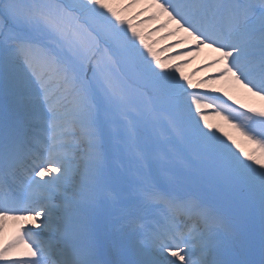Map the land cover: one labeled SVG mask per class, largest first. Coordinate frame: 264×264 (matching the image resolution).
<instances>
[{
    "label": "snow or ice",
    "instance_id": "obj_1",
    "mask_svg": "<svg viewBox=\"0 0 264 264\" xmlns=\"http://www.w3.org/2000/svg\"><path fill=\"white\" fill-rule=\"evenodd\" d=\"M114 3L0 0V264H264V0Z\"/></svg>",
    "mask_w": 264,
    "mask_h": 264
},
{
    "label": "bare ground",
    "instance_id": "obj_2",
    "mask_svg": "<svg viewBox=\"0 0 264 264\" xmlns=\"http://www.w3.org/2000/svg\"><path fill=\"white\" fill-rule=\"evenodd\" d=\"M125 2H127V0H123V3H125ZM123 3H122L121 0H120V1L115 2V3H114V6L117 7V8H121V7H123ZM141 8H142V5H139L137 8L133 9L131 13H128V14H126V15H130V14H132V13H134V12H137V10H139V9H141ZM147 16H149V14H148ZM144 19H146V17L139 18V20H144ZM159 24H160V23H158V22H155L154 25H152L151 23L146 24L147 27H143V30L145 31V34L147 35L148 32H150V31H152V30H154V29H156V28H159ZM157 33H158V32H156L154 35H152L151 37H149L150 42L153 41V40H159V38H160L161 36H164V35H161V36H159V37H156V34H157ZM161 33L164 34V33H166V31H161ZM165 35H166V34H165ZM176 39H178V38H170V39H168V40H161L159 43L155 44L154 47L159 51L160 49L164 48L165 46H167V45H169V44H173V43H175V42H176ZM173 49H174V48H173ZM179 51H183V49H176V51H175L174 53H177V52H179ZM204 54H206V53L204 52ZM169 55H174V54L171 52V50H170L169 52H162V53H161V57H162V59H163L165 56H169ZM202 72H203V71H202ZM239 92H241V91H239ZM234 94H239V93H238V91H234ZM247 95H248V94H247ZM248 96H249V95H248ZM249 97H250V96H249ZM251 98H252V97H251ZM253 101H255V102H256V101H259V99H258V98H253ZM242 102H243V101H242ZM209 122H210V123H213V124L222 125V126H223V130H224L225 132H229V133H231L233 136H234L233 133H235V134H237V135L239 136V134L236 133L234 129H232L230 126H228L227 124H225V123H224L222 120H220V118H218V117H216V118H212V117L210 116V120H209ZM218 134L221 135V136H223V133H222V132H219ZM238 139H239L240 141L243 140L241 137H239ZM241 143H242V142H241ZM242 145H243L244 147L248 148V149H250L249 147L251 146V145H248V144H247V145H244V143H242ZM252 147H253V146H252ZM252 147H251V148H252ZM8 228H9V227H8ZM8 228H7V229H8ZM3 237H4V235H3ZM3 237H2V238H3ZM6 240H9V238H6Z\"/></svg>",
    "mask_w": 264,
    "mask_h": 264
},
{
    "label": "rangeland",
    "instance_id": "obj_3",
    "mask_svg": "<svg viewBox=\"0 0 264 264\" xmlns=\"http://www.w3.org/2000/svg\"><path fill=\"white\" fill-rule=\"evenodd\" d=\"M117 1H120V0H115V2H117ZM243 95H244V94H242V96H243ZM236 98H237V97H236ZM237 99H240V101H241V100H242V97H241V98H237ZM245 102L250 103V102H252V99H251L250 97H248L247 100H246ZM249 148H251V146H250Z\"/></svg>",
    "mask_w": 264,
    "mask_h": 264
}]
</instances>
